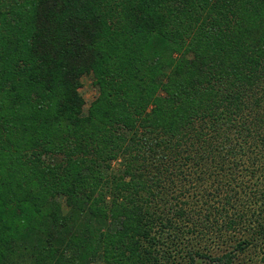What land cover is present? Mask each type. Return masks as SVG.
Masks as SVG:
<instances>
[{
    "label": "trees",
    "instance_id": "1",
    "mask_svg": "<svg viewBox=\"0 0 264 264\" xmlns=\"http://www.w3.org/2000/svg\"><path fill=\"white\" fill-rule=\"evenodd\" d=\"M93 259L264 264V0H0V264Z\"/></svg>",
    "mask_w": 264,
    "mask_h": 264
},
{
    "label": "rangeland",
    "instance_id": "2",
    "mask_svg": "<svg viewBox=\"0 0 264 264\" xmlns=\"http://www.w3.org/2000/svg\"><path fill=\"white\" fill-rule=\"evenodd\" d=\"M175 57H177V54H175L173 56V58H175ZM189 57H191V55H189ZM80 84L81 85H80L79 93H80V95L82 96V98L84 100L85 105H84L83 109H84V112H86L88 107H89V105H91V103L97 98L99 92H98V88L95 87V85H94V79L91 76H89V75L88 76H83L81 78V80H80ZM113 166H114V169L117 168V164L116 163H113ZM211 181H212V178H211V180H208L207 182H211ZM246 182L248 183V180L245 178L244 179V183H246ZM209 191L210 190H207L206 192H209ZM191 195H193V194H191ZM179 200L184 201V199H179ZM191 201H193V200H189L188 202L191 203ZM62 211H63V213L66 212V208L64 206H62ZM211 211H213V208H211ZM214 217L217 218L218 215L213 213L211 219L214 218ZM204 236L205 237L202 240V244H199L198 247L201 249L205 245V248H208V250H209L208 251L209 254L214 253V247H213L214 245H213V241H212L214 239V237H211V235L207 236V234H205ZM224 237H226V236H224ZM168 241L169 240H166V239L162 241V242L165 243V247L166 248H168V245H169ZM217 244H219V247H218L219 250H225L226 249L225 247H227V245L226 244H222L220 240L217 241ZM240 258L242 260V263H246L247 259L249 257L246 256V255H242V256H240ZM89 264H103V263L100 262V260H98V259H93L92 261H90Z\"/></svg>",
    "mask_w": 264,
    "mask_h": 264
}]
</instances>
